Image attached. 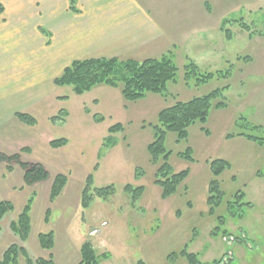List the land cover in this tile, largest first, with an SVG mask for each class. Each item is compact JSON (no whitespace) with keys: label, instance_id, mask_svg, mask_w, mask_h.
Here are the masks:
<instances>
[{"label":"rangeland","instance_id":"obj_1","mask_svg":"<svg viewBox=\"0 0 264 264\" xmlns=\"http://www.w3.org/2000/svg\"><path fill=\"white\" fill-rule=\"evenodd\" d=\"M202 1L142 0L148 7L155 2L157 11L166 15L159 23L169 37L181 43L170 49L177 76L176 82L168 83L169 93L164 97L148 93L126 102L118 88L105 85L77 95L71 85L52 83L63 61L42 66L32 84L24 85L19 68L3 81L0 153H19L22 162L42 164L48 178L28 186L18 163H11L9 171L8 163L0 161V201L13 206L0 221V247L14 240L22 246L8 225L33 196V232L27 248L34 258L42 255L37 232L52 230L54 246L46 251L56 264H77L86 240L98 255L109 254L101 264H137L139 260L143 264H188L179 254L181 249L197 253L201 264H264V143L239 134L264 136V130L253 128H264V0H205L210 15L201 10ZM187 58L203 71L228 76L188 86L183 79ZM215 88L223 90L226 107L211 109L204 125L207 133L195 122L188 128L186 141L176 142L174 133L165 134L172 170L188 169L189 176L176 194L163 199L153 182L156 166L146 148L153 139L157 113L175 100L187 101ZM60 110L66 112L64 121L52 123L50 118ZM16 112L31 115L36 124L21 123ZM93 114L102 120L95 121ZM116 123L122 129L109 133L108 128ZM59 138L67 143L59 148L49 146V141ZM188 146L193 162L177 156ZM24 147L29 151H21ZM221 157L230 166L217 177L223 196L212 201L214 212L210 213L208 184L213 176L206 162ZM136 169L143 174L138 176ZM59 173L67 177L66 186L49 202L52 180ZM89 174L93 187L113 185L115 192L105 200L93 196L84 208L81 191ZM126 184L144 187L133 203L123 191ZM238 191L243 193L240 200L233 197ZM47 208L49 224L42 221ZM94 228L99 232L90 235ZM3 252L0 248V259ZM19 261L24 264L22 256Z\"/></svg>","mask_w":264,"mask_h":264},{"label":"trees","instance_id":"obj_2","mask_svg":"<svg viewBox=\"0 0 264 264\" xmlns=\"http://www.w3.org/2000/svg\"><path fill=\"white\" fill-rule=\"evenodd\" d=\"M72 1V0H71ZM72 8V7H71ZM3 11V6L0 4V13ZM244 29L248 30L247 26ZM171 52L168 51L156 58H145L143 60L135 59H120L117 57L110 58H88L74 60L69 65L65 66L61 73L53 79L54 86L71 85L75 94L81 95L84 92L90 91L95 86L105 85L112 88H118L122 98L126 102H135L144 98L148 93L159 94L166 96L168 92V83L176 82L177 67L173 63ZM237 58H240L239 56ZM184 71V82L188 86H201L212 78H226L228 73L221 71L201 70L198 65L187 58ZM63 99L65 97H59ZM226 107V102L223 97V90L215 88L210 92L194 96L187 101L175 100L170 106L164 107L157 113V124L153 125V139L146 146L150 162L156 166L154 172V184L160 188V196L165 199L178 192L180 186L186 180L189 170L183 169L179 172H174L168 162V151L164 144L166 132L175 134V141H186L188 138V128L198 122L201 125V130L208 132L204 125L206 124L211 109H220ZM66 112L60 110L57 115L50 118L52 123L56 121H64ZM15 117L23 124L32 126L36 124V120L29 114L17 112ZM95 121H101L102 117L93 114ZM254 130H264L261 126H253ZM122 129L120 123H116L108 128L109 133H114ZM248 140L264 143V136L239 133ZM230 135H227V137ZM109 144L112 143L111 137L108 136ZM106 138V139H107ZM67 143L65 138L53 139L49 141V146L59 148ZM21 151H29L28 147H24ZM192 150L188 146L184 151L179 152L177 156L185 159L188 162H193L191 156ZM0 161L8 163L7 170H11V163H18L23 170V181L30 185L35 182H40L48 178V172L40 163H28L19 160V153L5 156L0 153ZM208 162L209 169L213 178L208 184L207 203L210 206L209 212H214V203L212 201L223 196L220 191V185L217 177L226 169L229 168L228 161L222 158L211 159ZM138 171V172H137ZM136 174L143 173L136 169ZM67 183V177L64 174H56L52 180L49 191V202H53L55 198L62 192ZM92 176L89 174L86 177L85 185L81 191V204L86 208L93 196L107 199L114 194L115 188L113 185L103 187H93ZM92 187V188H91ZM125 193L130 194L131 201H136L140 198L144 191L143 186H132L126 184L123 187ZM240 200L243 193L236 192L233 196ZM33 201V196H30L22 211L17 215L14 221L10 223V229L16 234L21 242H24L30 233L31 223L29 210ZM189 204V202H187ZM13 209L9 201H0V219L4 214ZM50 210H45V221L49 219ZM38 243L44 250H51L54 246V235L52 231L41 232L37 235ZM81 259L77 264H101L102 259L109 258V254L103 253L98 255L90 241H84L80 247ZM179 254L185 258L188 264H201L197 253L188 252L186 249H181ZM24 258V264H55L51 256L37 257L32 260L22 246L15 243L10 244L4 250L0 259V264H21L20 257ZM137 264H143V261H138Z\"/></svg>","mask_w":264,"mask_h":264},{"label":"crops","instance_id":"obj_3","mask_svg":"<svg viewBox=\"0 0 264 264\" xmlns=\"http://www.w3.org/2000/svg\"><path fill=\"white\" fill-rule=\"evenodd\" d=\"M64 1L63 7L62 0H0L3 6L0 13V89L14 68H19L24 85H28L38 79L36 72L42 66L59 65L67 57V62L60 64V71L74 60L88 58H156L170 51L176 43L181 44L169 37L159 23L166 15L157 11L155 2L148 7L142 0ZM200 6L204 13L210 15L205 0ZM181 36L185 40L186 35ZM50 52L52 57L48 56ZM206 164L208 166V162ZM31 210L30 207L31 230L22 246L34 259L27 248L33 232ZM42 221L50 223L49 219L45 221V213ZM39 233L41 231L36 235ZM17 242H7L0 248L4 251L8 244ZM33 245L35 247V242ZM37 248L41 250L40 257L51 256L39 243Z\"/></svg>","mask_w":264,"mask_h":264},{"label":"built area","instance_id":"obj_4","mask_svg":"<svg viewBox=\"0 0 264 264\" xmlns=\"http://www.w3.org/2000/svg\"><path fill=\"white\" fill-rule=\"evenodd\" d=\"M101 225H105V222H102ZM98 232H99V229L94 228V229L91 230L90 235H95V234H97Z\"/></svg>","mask_w":264,"mask_h":264}]
</instances>
